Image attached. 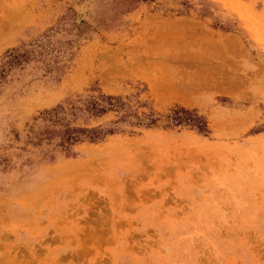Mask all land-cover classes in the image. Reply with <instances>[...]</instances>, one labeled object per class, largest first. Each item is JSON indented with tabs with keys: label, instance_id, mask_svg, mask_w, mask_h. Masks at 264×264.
<instances>
[{
	"label": "rangeland",
	"instance_id": "1",
	"mask_svg": "<svg viewBox=\"0 0 264 264\" xmlns=\"http://www.w3.org/2000/svg\"><path fill=\"white\" fill-rule=\"evenodd\" d=\"M0 264H264V0H0Z\"/></svg>",
	"mask_w": 264,
	"mask_h": 264
},
{
	"label": "trees",
	"instance_id": "2",
	"mask_svg": "<svg viewBox=\"0 0 264 264\" xmlns=\"http://www.w3.org/2000/svg\"><path fill=\"white\" fill-rule=\"evenodd\" d=\"M113 98L110 97H104L103 100H101L99 103L92 102L90 104L89 109L93 111V113H103V110H105V106L107 107H114L112 104ZM105 101V103H104ZM168 119L175 123L176 125H187L189 127H194L200 132H205V125L201 121L199 117H197L193 112H190L188 110H185L183 108H176L171 111L170 115L168 116ZM75 131H72V133ZM77 132H85L87 134L85 138L88 140H95L98 138L99 130L97 129H90V130H78ZM77 139V137L71 138Z\"/></svg>",
	"mask_w": 264,
	"mask_h": 264
},
{
	"label": "bare ground",
	"instance_id": "3",
	"mask_svg": "<svg viewBox=\"0 0 264 264\" xmlns=\"http://www.w3.org/2000/svg\"><path fill=\"white\" fill-rule=\"evenodd\" d=\"M181 94H183V93H181Z\"/></svg>",
	"mask_w": 264,
	"mask_h": 264
}]
</instances>
